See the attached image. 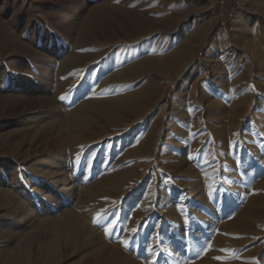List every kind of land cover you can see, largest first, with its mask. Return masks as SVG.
Wrapping results in <instances>:
<instances>
[{
  "label": "rangeland",
  "instance_id": "1",
  "mask_svg": "<svg viewBox=\"0 0 264 264\" xmlns=\"http://www.w3.org/2000/svg\"><path fill=\"white\" fill-rule=\"evenodd\" d=\"M249 1L263 4V13L253 11ZM238 15L263 22L264 0H0V165L5 162L33 169L55 153L68 158L71 163L67 165L70 178L66 192L72 201L64 203L57 193L56 207L51 208L49 215H80L84 203L100 207L99 222H94L95 217L83 219L97 226L108 242L123 241L121 244L137 264H264V118L255 114L258 105H264V72L254 44V29L234 28L233 20ZM87 17L93 19V35L82 28ZM201 17L209 26L201 47L194 52L189 35L184 37L183 33L192 28L191 33L198 34ZM122 20L129 24L125 33L120 30ZM145 22L152 27L144 29ZM179 23L182 29L176 32L174 28ZM131 42L155 46L154 56L161 55L168 67L159 74L141 77L138 75L144 70H137L135 80L126 82L120 90V80L110 82L115 90H98L102 68L114 63L123 49L132 46ZM192 56L193 66L203 73H197L196 79L188 78L184 67ZM93 75L94 79L86 83ZM148 78H152L147 88L153 90L150 116L154 118H140L144 128L137 134L136 145L146 141L149 131L155 130L156 114L176 92L183 110L180 119L173 115L160 119L165 136L162 135L154 156H149L151 160L139 169L141 180L136 178L126 194H112L113 188L106 185L103 197L89 199L81 194L116 166L127 175L135 166L128 158L122 159L124 152L99 145L105 133H114L101 131V127L109 128L107 122L99 119L93 125L97 136L91 144L75 146L69 138H60L33 120L20 123L25 120L20 118L23 110L31 108L35 113L51 103H58L57 108L65 107V120L82 91L90 93L88 101L109 106L126 102ZM62 96L66 98L61 99ZM67 99L71 103L66 105ZM247 101L252 102L250 108ZM138 121L136 118L133 123ZM170 136L172 142L166 149ZM240 139L244 141L242 147ZM17 152L20 157H16ZM109 153L112 155L108 156ZM219 159L224 164L216 166ZM121 160L126 162L119 166ZM232 169L238 177L236 190L229 179ZM46 190L36 186L35 200ZM190 191L193 196L187 198ZM165 192L176 212L171 222L175 227L171 230L165 222L163 230L156 231V220L160 216L165 220L169 212L165 202L159 215L151 216V227L143 235L134 229L130 217L140 210L142 197L149 200L147 197L152 195L149 202L154 204ZM194 199L198 203L191 212H185L183 208ZM37 201L34 210L40 206ZM191 214L196 216L192 218ZM4 215L0 213L1 227L11 230ZM241 216L245 223L255 220L258 233L233 230L231 225ZM14 231L17 230L11 232ZM125 232L138 234L126 243L122 240ZM11 238L14 241L10 250L20 237ZM153 240L157 242L153 244ZM30 247L34 262L36 243L33 241ZM87 263V256H75L67 262Z\"/></svg>",
  "mask_w": 264,
  "mask_h": 264
},
{
  "label": "bare ground",
  "instance_id": "2",
  "mask_svg": "<svg viewBox=\"0 0 264 264\" xmlns=\"http://www.w3.org/2000/svg\"><path fill=\"white\" fill-rule=\"evenodd\" d=\"M249 2L253 11L263 13V8H261L263 4L261 5L256 1L255 3H252L251 1ZM221 11L223 12V10ZM245 18L246 19L241 15H238V17L233 20L234 28L236 29L240 27L241 29L242 27L245 31L248 29H251L250 31H252L254 29V44L256 49L259 50L261 67L264 72V21L262 22L255 17L247 16ZM92 21L93 19L87 17L82 23L83 30L89 35H93ZM126 21L127 20H122L121 23H119L122 27V29H120L122 30L121 33H125L126 27H129V24L125 23ZM147 22L143 25V27H145L144 29H149L153 25L148 24ZM257 22H259V24H256ZM254 25H256L257 28H254ZM198 26V34L191 33L192 28L185 30L183 33L184 37L189 35V45L194 52L201 47L205 40L209 22L206 21L205 18H202L201 21H198ZM180 28L182 29V26L179 23L175 26L174 30L178 32ZM153 31L154 30H152V32ZM179 35L180 34L177 36ZM131 45L132 46L129 45L130 47H127L126 49L122 48L123 50L118 49L122 51L118 57L116 56L117 58L114 63L110 62L102 68L100 75L102 78V84L98 87V90H104L105 92L115 90V87H113L112 84L109 85L112 80L121 81V84H119L118 87V90H120L126 82L135 80L137 70H144V72L141 71L142 73L138 75V77H141L147 73L159 74L163 69L168 67V63L166 60L161 59V55H158V57L154 56L153 52L155 46L138 45L134 42H131ZM161 52L162 51H160V53ZM194 58L195 57L192 56L188 59L184 67L187 72L186 76L188 78L194 77L196 79L197 73L198 75L203 73L200 72L196 66H193ZM233 62L234 61H231V63ZM116 65L119 66V69H116ZM92 79H94V75L89 78L86 83H90ZM151 80L152 78H148L142 81L141 87L135 92H132L130 94L131 99L126 102H117V104L110 106L100 104L97 103L96 100L88 101V95L90 93L86 94L82 91L78 95L79 97L74 105V110L65 120H63V115L66 112V110H64L65 107L60 106L57 108L56 106L58 103L55 105L50 102L51 104L46 105L42 109L37 108L38 111H34L35 113L31 111L33 110L31 108L23 110L20 114V118L25 120H21L20 123L25 124L28 121L33 120L34 123L43 125V128L53 130L60 138H69L75 146L79 143H85L87 145L91 144V140L97 136V131L92 128L93 125H95L99 119L103 120V122H107L109 128L101 127V131L111 132L113 130L114 133H105L106 136L102 137V139L106 138V141L102 142V139H100L99 145L105 144V146L108 145V149H117L119 152H124L122 159L128 158V160L135 163V166L132 168L133 171L129 172L127 175V172H124L122 169L120 170L119 167L115 165L116 168H113L110 174H104L99 183L93 187L89 186L85 190H82L81 194L83 197L88 196L89 199L91 197H103L107 192L105 185L113 188L112 194L114 193L117 196L120 194H126L127 190L131 188L132 184H134L133 182H135L136 178L138 181L141 180L139 169L151 160V157L149 159V156L157 151V148L163 140L162 135L165 136L162 131L160 119L166 120V118L171 115L180 119L182 115L181 110H183V107H181L180 94L176 92L174 98L162 106L158 116L156 114L157 123H155V130L149 131V137L146 141L140 142L141 144L136 145L137 134L142 132L144 128V124H142L143 122L140 121V118L145 117L148 120L154 118L153 115L150 116L151 106L153 105L150 103L152 101L153 90L147 88V86L151 84ZM195 81L197 82V80ZM180 82L182 83L184 80L181 79ZM247 102V108H250L252 102ZM64 103L66 105L70 104L71 100L67 99ZM255 114L264 118V105H258ZM136 118L139 121L133 123ZM176 123L177 121L175 120L172 125V130L174 131L176 130ZM1 132L2 130L0 129V135ZM178 134L180 135L182 133L180 132ZM171 138L172 137L170 136L166 141L168 143L166 149H169L172 142ZM239 142L242 147L244 145L243 139H240ZM133 146H135V148L131 149L130 147ZM20 155V152H17L16 157H20ZM111 155L112 153L108 154V156ZM115 156L117 155L115 154ZM61 157L62 155L55 153L52 155V158L43 161L39 168L33 167V169L28 165L22 167L20 164L9 165L5 162L0 165V213L5 214L4 216L10 221L8 222V226L11 227V230L5 231L1 227L3 224L2 221H0V264H67L69 259L75 256H87V264H137L132 256L127 253L126 247L121 244L123 241L108 242L105 235L102 234V231H99L97 226L89 224L83 219L96 217V214L100 211V207L84 203L85 205L81 206L84 212L80 215L75 212H68L63 214L60 218H52L49 215L51 208L56 207L55 198L57 197V193L64 203H70V201H72L70 199L71 195H68L66 192V184L70 178L67 174V165L70 164L71 161H69L68 158ZM227 158L229 163L232 162L231 153L227 155ZM222 160L223 159H219L220 162H218L216 166L224 164V161ZM125 162L126 161L123 160L119 161V166H122ZM98 166L100 167L101 164H98ZM129 170L131 171L130 168ZM229 173V179L233 185V190H236L238 189V185L236 184L238 178L237 172L232 169ZM225 175H227V173H225ZM39 185L48 191H44L41 198L37 201L35 200V193L36 186ZM69 189L70 191H73L74 187ZM69 189L67 188V190ZM55 190L57 191L56 193L51 192ZM148 193L151 194V192ZM149 194L148 196H150ZM165 194L166 192L163 193L162 196L160 195L158 198L160 200L156 201L154 204L149 202L152 195L151 197H147L150 198L149 200L146 199V196H144V199L142 197L143 201L140 202V210L133 213L130 217L132 224L134 222V229L140 230L139 232L143 235L148 234L149 227H151V224H149L152 219L151 216H154L155 213V215H159V208L165 202L170 206H167L169 212L165 216V220H161V216L156 220V231L160 228L163 230V224L165 222L171 225L176 212L174 208L171 209V204H169ZM191 195L193 196V191L188 192L186 196L187 198H191ZM35 201L40 204L37 210H34ZM196 203H198L197 199L190 200L187 203V206L183 208L184 211L191 212ZM152 210L155 211L153 212ZM195 216L196 214H193L192 218ZM153 218H155V216ZM243 221H245L244 216L239 217L238 221L231 225L232 229L241 234L257 232L258 224L255 220L246 223ZM174 227V225H171L170 229L172 230ZM15 229L17 230L16 232H11ZM24 232L29 233L25 234ZM164 233L165 232L163 231L162 234L164 235ZM136 234L138 233L134 234L131 232H125L122 236V240L129 243ZM11 235L20 237L17 238L14 249L12 250H10V244L13 243L14 240H12ZM33 241L36 243L37 247L35 253L37 258L34 262L31 259L30 247V244H33ZM152 242L154 244L157 241L155 242L153 240ZM245 242L247 241L245 240Z\"/></svg>",
  "mask_w": 264,
  "mask_h": 264
},
{
  "label": "snow or ice",
  "instance_id": "3",
  "mask_svg": "<svg viewBox=\"0 0 264 264\" xmlns=\"http://www.w3.org/2000/svg\"><path fill=\"white\" fill-rule=\"evenodd\" d=\"M117 2H118V0H117ZM66 97H61V99H65ZM99 220H100V214H97V216L94 218V222H99Z\"/></svg>",
  "mask_w": 264,
  "mask_h": 264
}]
</instances>
